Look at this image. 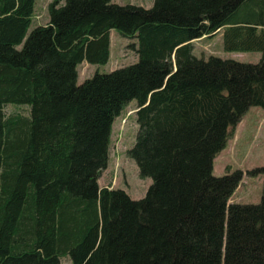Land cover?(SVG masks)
<instances>
[{"label":"trees","instance_id":"1","mask_svg":"<svg viewBox=\"0 0 264 264\" xmlns=\"http://www.w3.org/2000/svg\"><path fill=\"white\" fill-rule=\"evenodd\" d=\"M35 1L0 0V264H264V187L259 204L230 203L244 173L214 174L247 110L264 108V0H53L29 31ZM111 30L136 60L77 83L80 63L108 61ZM221 30L227 50L261 60L195 55ZM133 99L127 153L153 180L138 200L98 183Z\"/></svg>","mask_w":264,"mask_h":264},{"label":"rangeland","instance_id":"2","mask_svg":"<svg viewBox=\"0 0 264 264\" xmlns=\"http://www.w3.org/2000/svg\"><path fill=\"white\" fill-rule=\"evenodd\" d=\"M53 0H36L34 14L29 31L38 24L48 21V5ZM63 2L64 0H60ZM118 4H134L151 7L154 0H112ZM133 39L121 36L115 30L110 33V56L106 63L92 64L86 61L77 67V83L96 72H109L118 67L128 65L137 58L133 46ZM194 53L198 57L208 59L211 56L231 58L242 62H259L261 51H229L225 48L224 30L213 36L196 39ZM7 104L4 106L6 114L21 113L28 115L26 105ZM136 100H130L112 124L109 144V160L106 169L101 173L99 186L111 187L125 191L130 198L143 199L153 184L151 178H142L135 161L128 156L135 142L137 123L135 121ZM264 165V108L260 105L251 106L237 125L226 149L218 156L214 163V174L218 177L242 171L243 180L230 203L259 204L262 200L264 176L249 174L252 170ZM59 264H72L68 256L60 258Z\"/></svg>","mask_w":264,"mask_h":264},{"label":"crops","instance_id":"3","mask_svg":"<svg viewBox=\"0 0 264 264\" xmlns=\"http://www.w3.org/2000/svg\"><path fill=\"white\" fill-rule=\"evenodd\" d=\"M110 33H111V31H110ZM204 38V37H203ZM201 39V38H200ZM195 42V40L193 41V43Z\"/></svg>","mask_w":264,"mask_h":264}]
</instances>
